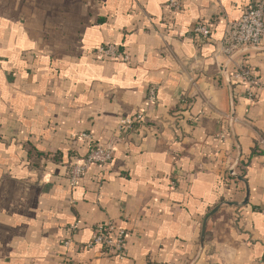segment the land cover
I'll return each mask as SVG.
<instances>
[{
	"label": "crops",
	"instance_id": "crops-1",
	"mask_svg": "<svg viewBox=\"0 0 264 264\" xmlns=\"http://www.w3.org/2000/svg\"><path fill=\"white\" fill-rule=\"evenodd\" d=\"M169 1L0 0V264H264V36L222 46L254 0ZM111 44L131 62L98 61ZM83 134L115 154L74 187ZM109 224L124 255L89 247Z\"/></svg>",
	"mask_w": 264,
	"mask_h": 264
},
{
	"label": "built area",
	"instance_id": "built-area-1",
	"mask_svg": "<svg viewBox=\"0 0 264 264\" xmlns=\"http://www.w3.org/2000/svg\"><path fill=\"white\" fill-rule=\"evenodd\" d=\"M169 8L178 13L182 10V0H170ZM193 32L203 39L212 35L210 23L197 24ZM264 36V0H254L243 12L236 22H230L223 37V53L231 58L244 49H258ZM94 56L98 61L114 60L122 63H130L131 57L118 45H105L96 49ZM224 73V69L222 71ZM231 79L247 88V97L255 99V90L261 86L260 80L252 69L240 67L231 74ZM157 98V86H151L148 91V100L154 103ZM143 120L142 115L132 119H124L118 125L120 133L133 132L135 122ZM81 138L88 141L89 151L85 159L72 165L69 169V177L72 186H77L79 180L93 167L106 168L114 159L115 148L113 145H101L96 143L91 135L83 134ZM125 231L116 229L113 225H100L89 247H103L105 249L124 255Z\"/></svg>",
	"mask_w": 264,
	"mask_h": 264
},
{
	"label": "trees",
	"instance_id": "trees-1",
	"mask_svg": "<svg viewBox=\"0 0 264 264\" xmlns=\"http://www.w3.org/2000/svg\"><path fill=\"white\" fill-rule=\"evenodd\" d=\"M142 123V121L140 122H135L134 125H133V132H135L138 127L140 126V124ZM245 162V161H244ZM243 161L240 163L239 165V170L241 172V174L244 172V168H246V166H248L249 162L248 163H244ZM244 174V173H243Z\"/></svg>",
	"mask_w": 264,
	"mask_h": 264
},
{
	"label": "water",
	"instance_id": "water-1",
	"mask_svg": "<svg viewBox=\"0 0 264 264\" xmlns=\"http://www.w3.org/2000/svg\"><path fill=\"white\" fill-rule=\"evenodd\" d=\"M233 133H234L233 127L231 126V134H233ZM231 172H232V174H234L233 170ZM205 226H206V223H205ZM204 238H205V236L203 235V238H202V241H201V248H203V246H204Z\"/></svg>",
	"mask_w": 264,
	"mask_h": 264
}]
</instances>
